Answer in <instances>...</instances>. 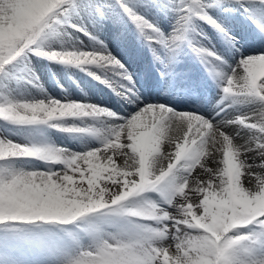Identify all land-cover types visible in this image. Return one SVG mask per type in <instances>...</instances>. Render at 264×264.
<instances>
[{
    "label": "snow or ice",
    "instance_id": "snow-or-ice-1",
    "mask_svg": "<svg viewBox=\"0 0 264 264\" xmlns=\"http://www.w3.org/2000/svg\"><path fill=\"white\" fill-rule=\"evenodd\" d=\"M262 18L0 0V264H264Z\"/></svg>",
    "mask_w": 264,
    "mask_h": 264
},
{
    "label": "bare ground",
    "instance_id": "bare-ground-1",
    "mask_svg": "<svg viewBox=\"0 0 264 264\" xmlns=\"http://www.w3.org/2000/svg\"><path fill=\"white\" fill-rule=\"evenodd\" d=\"M249 28H250V25H249ZM128 61H129L130 65L132 66V68H135L136 67L135 61H134V59L131 56L128 57ZM50 90H53V89H50ZM97 91H99V90H97ZM103 99L106 100V101H111L112 104H116V97L113 96V95H111V93H107L106 94L104 92Z\"/></svg>",
    "mask_w": 264,
    "mask_h": 264
},
{
    "label": "rangeland",
    "instance_id": "rangeland-1",
    "mask_svg": "<svg viewBox=\"0 0 264 264\" xmlns=\"http://www.w3.org/2000/svg\"><path fill=\"white\" fill-rule=\"evenodd\" d=\"M46 87H48L49 89H53V86L51 85V83H49V84L46 83ZM56 91H58V90H56ZM103 91H104L106 94L109 93L107 89H104Z\"/></svg>",
    "mask_w": 264,
    "mask_h": 264
}]
</instances>
